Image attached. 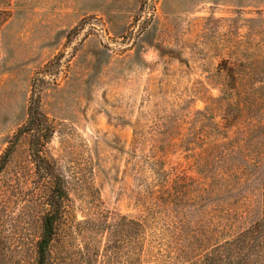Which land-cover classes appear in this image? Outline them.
Instances as JSON below:
<instances>
[{
  "label": "rangeland",
  "instance_id": "1",
  "mask_svg": "<svg viewBox=\"0 0 264 264\" xmlns=\"http://www.w3.org/2000/svg\"><path fill=\"white\" fill-rule=\"evenodd\" d=\"M33 100L69 196L55 264H130L118 214L150 264L263 219L264 0H0V264L34 258L50 190Z\"/></svg>",
  "mask_w": 264,
  "mask_h": 264
},
{
  "label": "trees",
  "instance_id": "2",
  "mask_svg": "<svg viewBox=\"0 0 264 264\" xmlns=\"http://www.w3.org/2000/svg\"><path fill=\"white\" fill-rule=\"evenodd\" d=\"M28 116V121L20 132L33 138L32 159L37 175L50 184V190L43 200V211L38 219L40 232L34 245V258L29 260L25 256L22 264H55L54 249L65 216L64 204L69 196L64 180L56 172L53 162L45 155V146L50 141L52 130L48 118L41 110L39 100L31 102ZM10 155L11 151L8 150L1 157V172L8 165ZM117 217L119 224L115 232L123 234L126 227L129 229L130 264H150L144 258L146 254L144 225L140 221L129 220L119 214ZM107 227L109 230L112 229L111 226ZM189 264H264V217L235 237L209 246Z\"/></svg>",
  "mask_w": 264,
  "mask_h": 264
}]
</instances>
